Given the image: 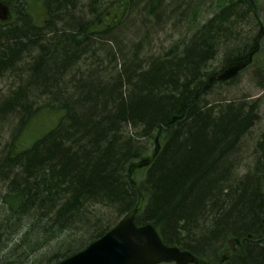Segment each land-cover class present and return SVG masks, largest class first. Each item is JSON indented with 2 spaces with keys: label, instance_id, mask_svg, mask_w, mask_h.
I'll use <instances>...</instances> for the list:
<instances>
[{
  "label": "trees",
  "instance_id": "trees-1",
  "mask_svg": "<svg viewBox=\"0 0 264 264\" xmlns=\"http://www.w3.org/2000/svg\"><path fill=\"white\" fill-rule=\"evenodd\" d=\"M137 1L43 0L39 18L0 0V80L30 58L22 84L0 94V264H58L109 231L140 194L136 223L153 224L199 264H264V138L255 171L237 177L230 156L252 122L247 102H209L202 92L256 47L257 1L215 0L214 15L180 54L177 42L151 60L104 65L97 45L109 58L104 43H118L113 36L127 22L114 13L135 12ZM203 2L174 12L193 23ZM162 3L149 0L143 10L153 15ZM218 52L222 63L210 69ZM85 55L88 72L76 79L71 66ZM157 135L162 149L132 186L129 166L153 153ZM233 235L243 244L221 262Z\"/></svg>",
  "mask_w": 264,
  "mask_h": 264
},
{
  "label": "rangeland",
  "instance_id": "rangeland-1",
  "mask_svg": "<svg viewBox=\"0 0 264 264\" xmlns=\"http://www.w3.org/2000/svg\"><path fill=\"white\" fill-rule=\"evenodd\" d=\"M13 3L23 2L32 13L39 18H44L47 14L43 5V0H10ZM149 0H138L136 11L129 12L124 17V26L117 31L118 43L106 40L104 43L110 49V57L107 58L100 45L96 47L97 59L106 57L104 65H114L115 60L120 64L127 62L138 63L140 60H151L159 56L165 55L175 43H179L180 47L175 50V54L185 48V45L191 40L192 36L203 26V24L214 15L213 4L215 0H204L201 8V15H197V19L191 23L192 15L183 17L175 9L183 7V3L188 0H163V3L156 7L155 14L151 15L143 7H147ZM198 2L200 0H193ZM258 4V15L260 19L259 27L254 31L258 36L261 27H264V0H256ZM88 3L89 0H83ZM136 2V3H137ZM78 5V4H77ZM79 5L78 8L79 9ZM115 11L116 6H112ZM76 9V10H77ZM4 13V12H2ZM10 11L9 16H10ZM6 15V14H5ZM160 15V16H158ZM91 16V15H90ZM12 13L10 20L13 21ZM64 22H60L58 26H64ZM66 24V23H65ZM121 42V44H119ZM113 53V54H112ZM121 54H124L122 57ZM91 56V54L89 55ZM128 56V57H127ZM127 57V58H126ZM223 59L222 52H218L211 62L210 69L220 67ZM29 59L21 61L14 68L7 72V75L0 80V94H7L20 86L26 78ZM92 60L87 61V56L75 63H81V66H74L75 72L71 73L75 78H79L81 74L88 72V65ZM87 62V64H86ZM84 63V64H83ZM89 63V64H88ZM86 64V65H85ZM140 65V63L138 64ZM108 67V66H107ZM73 71V70H72ZM79 73V74H78ZM70 74V75H71ZM230 98L238 101L243 99L247 102L245 112L252 115V122L249 128L244 130L240 143L235 150V154L230 156L233 163L230 164V170L237 177H244L255 171L256 160L258 158L257 145L264 138V32L260 39V49L255 55L253 62L243 71H241L236 79L226 85L215 84L204 95V100L214 102L217 99ZM137 181L142 182L146 177L145 171L137 174ZM100 209V207H99ZM228 243V242H227ZM227 243L223 242L222 247Z\"/></svg>",
  "mask_w": 264,
  "mask_h": 264
},
{
  "label": "water",
  "instance_id": "water-1",
  "mask_svg": "<svg viewBox=\"0 0 264 264\" xmlns=\"http://www.w3.org/2000/svg\"><path fill=\"white\" fill-rule=\"evenodd\" d=\"M263 32L264 27L262 26L256 39L257 46L245 58L229 62L222 72L212 75L202 92H206L215 81L230 80L247 68L253 62L255 54L260 48L259 42ZM179 118V116H174L171 122H176ZM156 142L157 148L152 156L131 164L129 175L132 186L137 183L136 169L149 166L159 154L161 146L158 138ZM143 201L144 199L141 197L134 209L123 216L113 228L93 241L84 250L62 260L58 264H199L200 258L193 252L163 243L158 231L151 224L136 225L135 219L142 210ZM229 245V248L225 250L220 258L221 262L228 260L230 254L238 250L241 246V240L233 237L229 239Z\"/></svg>",
  "mask_w": 264,
  "mask_h": 264
},
{
  "label": "bare ground",
  "instance_id": "bare-ground-1",
  "mask_svg": "<svg viewBox=\"0 0 264 264\" xmlns=\"http://www.w3.org/2000/svg\"><path fill=\"white\" fill-rule=\"evenodd\" d=\"M21 6H24L25 4L23 3V2H20L19 3ZM26 6V5H25ZM22 10H23V8H21ZM24 11V10H23ZM114 15H115V17L117 18V19H119V20H121V21H123L124 20V17H125V14L123 13V12H117V13H114ZM98 41H101V42H98V43H102V40H101V38L98 40ZM78 64H79V66H81V63H75V61L73 62V64H72V66L71 67H73V69H74V66L76 65V66H78ZM197 97L198 96H196V99H197ZM194 101H192L190 104H192ZM42 106H45V105H42ZM159 139V145L161 146V149H162V142H161V139H160V136L159 135H157L154 139H153V142H151V149L153 150L152 152L154 153V151L156 150V148H157V142H156V139ZM161 149H159V150H161ZM153 153L150 155V156H152L153 155ZM158 156V155H157ZM156 156V157H157ZM155 160V159H154ZM130 166H131V164H130ZM130 166H129V168H130ZM139 169H141V168H138V169H136V172H137V170H139ZM128 172H129V169H128ZM137 175V174H136ZM136 185H137V183H136ZM135 185V186H136ZM141 197H143V199H144V195L143 194H140V196H139V199L141 198ZM261 220H262V224H263V227H264V222H263V220H264V216H261ZM135 223H136V219H135ZM148 224H151V223H148ZM136 225H138L137 223H136ZM143 225H146V224H143ZM143 225H138V226H143ZM157 231H158V233H159V236H160V238H161V240L163 241V243H165V244H167V245H170V244H168V243H166L165 241H164V239H163V237L161 236V234H160V232H159V230L153 225V224H151ZM233 237H236V238H239L240 240H241V246H242V244H243V241H244V239H245V237H241V236H236V235H233V236H230L229 237V239H231V238H233ZM247 238H248V236H247ZM229 239H228V243H229ZM261 239V237L260 238H257V240H260ZM91 244V243H90ZM89 244V245H90ZM88 245V246H89ZM88 246H86L85 248H87ZM176 246V245H175ZM240 246V247H241ZM179 247V246H178ZM239 247V248H240ZM84 248V249H85ZM179 248H181V247H179ZM238 248V249H239ZM83 249V250H84ZM182 249V248H181ZM182 250H188V249H182ZM82 251V250H81ZM190 251V250H189ZM238 251V250H237ZM236 251V252H237ZM192 252V251H191ZM225 252V251H224ZM223 252V253H224ZM236 252H234V253H236ZM232 254V253H231ZM230 254V255H231ZM223 255V254H222ZM221 255V256H222ZM64 260V259H63ZM61 262V261H60Z\"/></svg>",
  "mask_w": 264,
  "mask_h": 264
}]
</instances>
